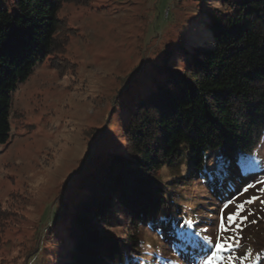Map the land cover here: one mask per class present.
<instances>
[{
    "label": "rangeland",
    "instance_id": "1",
    "mask_svg": "<svg viewBox=\"0 0 264 264\" xmlns=\"http://www.w3.org/2000/svg\"><path fill=\"white\" fill-rule=\"evenodd\" d=\"M221 4L83 0L62 6L60 50L37 62L10 94V137L0 145V264L64 261L69 239L61 217L74 202L85 167L98 157L124 154L122 129L133 103L153 89L156 71L173 60L168 51L189 50L207 37L204 22ZM259 151L258 170L248 179L235 171L206 186L190 178L185 159L159 172L188 210L184 222L197 221L196 232L207 245L214 247L221 222L227 226L228 216L237 217L240 227L232 224L224 236L229 251L215 264H264V184L258 183L264 181V141ZM215 158L208 159L210 178L217 175ZM249 185L255 187L245 192ZM140 236L148 258L158 253L162 261L174 258L170 264H191L173 255L154 231L142 229Z\"/></svg>",
    "mask_w": 264,
    "mask_h": 264
},
{
    "label": "trees",
    "instance_id": "2",
    "mask_svg": "<svg viewBox=\"0 0 264 264\" xmlns=\"http://www.w3.org/2000/svg\"><path fill=\"white\" fill-rule=\"evenodd\" d=\"M82 2L0 0V145L10 137V94L37 62L60 50L62 6ZM208 16L207 37L189 50L168 51L173 60L156 71L153 89L133 103L122 129L124 154L104 155L85 167L74 202L61 217L69 239L61 264L172 263L174 258L162 261L158 253L148 258L142 229L154 231L184 263L210 251L197 235V221L184 222L188 210L159 172L185 159L190 178L207 186L235 171L247 178L258 170L264 0H222ZM210 155L216 157L215 178L207 169Z\"/></svg>",
    "mask_w": 264,
    "mask_h": 264
},
{
    "label": "snow or ice",
    "instance_id": "3",
    "mask_svg": "<svg viewBox=\"0 0 264 264\" xmlns=\"http://www.w3.org/2000/svg\"><path fill=\"white\" fill-rule=\"evenodd\" d=\"M218 163L222 162L221 158H217ZM212 171L211 169L209 170ZM258 183L264 184V181H258ZM248 187H255V185H249L245 187L243 190L246 192L248 190ZM239 191V189H238ZM262 192H264V188L261 189ZM253 201H248V203H252ZM261 203H264V201H261ZM241 209L243 206H240ZM229 223L226 226L223 222L220 223V227L218 230V234L216 237V241L214 244V247L210 246V254H207L201 261V264H215V261L219 259L220 255L224 251H229V245L228 242L224 239V236L227 235V233L231 230V225L236 224L237 217L234 216H228L227 217ZM243 219H247V217H244ZM243 221H241L242 223ZM187 223V222H185ZM183 227V225L181 226ZM236 227L239 228L240 225L236 224ZM199 235V233H197ZM231 239V238H229ZM235 257H230V259H234Z\"/></svg>",
    "mask_w": 264,
    "mask_h": 264
}]
</instances>
